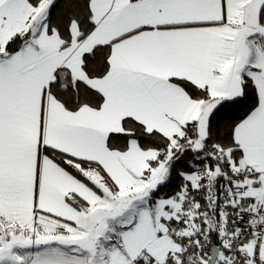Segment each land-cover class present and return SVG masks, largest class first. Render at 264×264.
Masks as SVG:
<instances>
[{
  "label": "snow or ice",
  "instance_id": "snow-or-ice-1",
  "mask_svg": "<svg viewBox=\"0 0 264 264\" xmlns=\"http://www.w3.org/2000/svg\"><path fill=\"white\" fill-rule=\"evenodd\" d=\"M0 264H264V0H0Z\"/></svg>",
  "mask_w": 264,
  "mask_h": 264
}]
</instances>
